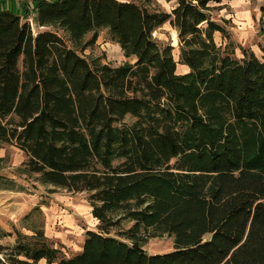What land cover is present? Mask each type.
Masks as SVG:
<instances>
[{
	"label": "trees",
	"instance_id": "1",
	"mask_svg": "<svg viewBox=\"0 0 264 264\" xmlns=\"http://www.w3.org/2000/svg\"><path fill=\"white\" fill-rule=\"evenodd\" d=\"M221 1L175 0L168 12L41 0L36 25L0 11V144L42 183L86 191L98 221L69 257L40 230L16 231L0 264H264V48L220 56L210 3ZM166 22L186 73L152 37ZM102 27L133 63L88 60L55 29L80 39ZM123 220L129 242L108 231ZM165 233L172 250L141 247Z\"/></svg>",
	"mask_w": 264,
	"mask_h": 264
},
{
	"label": "rangeland",
	"instance_id": "2",
	"mask_svg": "<svg viewBox=\"0 0 264 264\" xmlns=\"http://www.w3.org/2000/svg\"><path fill=\"white\" fill-rule=\"evenodd\" d=\"M144 5L150 11H170L175 0H130ZM264 0H222L210 3V16L219 25L211 31V41L222 55L236 60L249 56L261 58L264 48L262 11ZM57 33L88 60H98L117 66L124 62L133 63L134 56H126L117 40L106 27L85 32L80 39H72L67 32L55 28ZM152 37L160 46H170L176 63V73L188 72L181 62L177 32L168 22L157 27ZM25 154L18 148L0 144V215H4L5 227L0 224V244H13L16 231L31 235L43 232L47 243L59 250L60 255L69 257L79 252L87 230H98V221L91 214L88 193L67 191L44 184L35 173L27 172L22 165ZM132 223L123 220L120 225L108 229L109 234L126 239L123 231ZM11 229L10 236L3 231ZM129 242V240H127ZM146 252L160 253L173 249V239L168 234L149 237L140 242ZM39 264L47 263L44 259Z\"/></svg>",
	"mask_w": 264,
	"mask_h": 264
},
{
	"label": "crops",
	"instance_id": "3",
	"mask_svg": "<svg viewBox=\"0 0 264 264\" xmlns=\"http://www.w3.org/2000/svg\"><path fill=\"white\" fill-rule=\"evenodd\" d=\"M41 0H0V11H11L24 19H28L31 23L36 25V5ZM52 1V0H49ZM130 1V0H125ZM166 1V0H165ZM173 7H171L172 9ZM171 11V10H170ZM169 12V10H168ZM4 215H0V218L4 219ZM2 227H5L4 222L0 221ZM6 232H11V229H6ZM10 236V235H8Z\"/></svg>",
	"mask_w": 264,
	"mask_h": 264
},
{
	"label": "built area",
	"instance_id": "4",
	"mask_svg": "<svg viewBox=\"0 0 264 264\" xmlns=\"http://www.w3.org/2000/svg\"><path fill=\"white\" fill-rule=\"evenodd\" d=\"M30 21V20H29ZM31 22V21H30Z\"/></svg>",
	"mask_w": 264,
	"mask_h": 264
}]
</instances>
